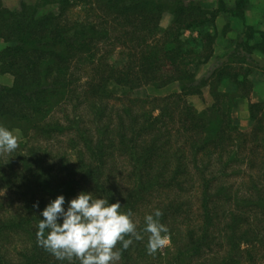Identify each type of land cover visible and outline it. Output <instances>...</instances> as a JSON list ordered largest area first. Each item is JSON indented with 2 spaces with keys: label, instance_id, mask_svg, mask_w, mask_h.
Segmentation results:
<instances>
[{
  "label": "trees",
  "instance_id": "1",
  "mask_svg": "<svg viewBox=\"0 0 264 264\" xmlns=\"http://www.w3.org/2000/svg\"><path fill=\"white\" fill-rule=\"evenodd\" d=\"M224 3L0 1V73L14 78L0 83V125L22 132L16 151L0 153V264H61L37 243L40 213L81 192L131 209L138 231L142 206L162 210L172 243L149 255L143 233L118 264H264V101L250 102L248 131L234 121L253 92L264 31L245 25L250 0ZM167 8L174 19L163 27ZM220 13L245 31L220 66L197 77L207 59L186 45V32L212 42ZM255 33L261 41L251 44ZM174 82L179 92L133 95ZM206 87L213 102L198 109L191 97Z\"/></svg>",
  "mask_w": 264,
  "mask_h": 264
},
{
  "label": "clouds",
  "instance_id": "2",
  "mask_svg": "<svg viewBox=\"0 0 264 264\" xmlns=\"http://www.w3.org/2000/svg\"><path fill=\"white\" fill-rule=\"evenodd\" d=\"M19 140L9 128L0 125V153L18 149ZM34 207L39 208V204ZM37 243L64 264H118L122 251L133 240L144 239L148 234L147 253L155 254L170 242L168 227L161 222L163 212L156 209L144 217V228L138 231L131 209L121 203H109L90 192H81L70 201L64 195L51 200L40 213ZM120 247H117V245Z\"/></svg>",
  "mask_w": 264,
  "mask_h": 264
},
{
  "label": "rangeland",
  "instance_id": "3",
  "mask_svg": "<svg viewBox=\"0 0 264 264\" xmlns=\"http://www.w3.org/2000/svg\"><path fill=\"white\" fill-rule=\"evenodd\" d=\"M2 2V5L8 8H17L20 6L21 2H27L32 3L35 0H0ZM195 2L201 3L205 9H218L220 6L221 0H194ZM227 5L233 3L235 0H223ZM260 2V1H259ZM224 3V6H225ZM254 4V3H253ZM261 9H255L252 7L250 10V13L248 15L249 18H247V21L245 22V25L252 26L256 31H264V1L261 3ZM222 13L219 14L217 17L215 24L216 26V36L214 40L211 41H205L203 39H198V32L190 33L186 32V45L188 47H196L198 52L203 54V59H207V62L204 64H197L196 67H194V71L197 75V77H200L204 74H210L214 68H216L217 64H220L221 62L225 61V57H223V60H217V57H222L226 53L234 50L236 47V44L239 42L241 34L245 31L246 26H244L243 21L235 17V22L231 18H227L226 16L221 19ZM173 16L170 13V9H165L163 16L161 18V25L163 27L169 26L173 21ZM263 21V22H262ZM261 22V23H260ZM260 24V25H259ZM214 25H205L203 27V31H207L209 29H212ZM226 29V30H224ZM197 38V39H195ZM261 41V37L259 36V33L254 34V38L250 41L251 44H255L256 42ZM211 42V43H209ZM7 43L0 38V50L5 47ZM254 57L258 64L256 67L254 65H250L253 68V73H257L258 75H262L264 77V51L263 52H256L254 54ZM114 60L117 59V57L113 58ZM222 59V58H221ZM250 75V78H251ZM13 76L10 73H0V83L2 84H11L13 81ZM254 83V82H253ZM175 92H179V84L177 82L171 83L167 86L162 87H155V86H148L142 89H138L133 91V95L135 96H145V95H151V96H165L169 95ZM123 93V92H122ZM114 96H120V93H115ZM264 97V87L259 85L257 86L255 90V84L253 85V92L251 94L250 99H242L239 102L238 109H236V112L234 111V121L244 131H248L251 126L253 125V121L250 118L249 113V104L251 101L256 102L258 99ZM191 101L195 104V107L198 109H204L211 106L213 102L211 88L206 87L202 90V93L200 95H194L191 97ZM15 135H17L18 140L22 139V132L20 130H12ZM42 149L52 147L53 151L55 152L58 148L55 145H47L44 144L41 146ZM59 152V151H58ZM57 153L54 154L56 156ZM193 197L196 199V196L193 194ZM7 199L4 197V200ZM194 199L195 204L197 205L196 200ZM154 202V201H153ZM191 202V201H190ZM192 203V202H191ZM195 206V205H194ZM150 211L149 206H142L140 209V212L138 213L137 221H141L144 219L146 215H148ZM19 239H16V242L13 243L15 247L22 248L24 245V239L21 237H18ZM19 240L22 241V243H17ZM172 243V240L170 244ZM169 244V245H170ZM12 247V246H11ZM154 255V254H153ZM156 261V260H153Z\"/></svg>",
  "mask_w": 264,
  "mask_h": 264
},
{
  "label": "crops",
  "instance_id": "4",
  "mask_svg": "<svg viewBox=\"0 0 264 264\" xmlns=\"http://www.w3.org/2000/svg\"><path fill=\"white\" fill-rule=\"evenodd\" d=\"M259 1L262 3L264 0H250L249 7H248V10H247V13H246V15H247L246 18H249L248 15L251 14L249 9H252V7L254 8V6H255V9H261V4H260ZM253 3H254V4H253ZM228 5L233 7L234 2L231 3V4H228ZM225 16H226L227 18H228V17L231 18L232 20L235 19V18L232 17L231 15H227V14H224V13L221 14L220 18L223 19ZM234 22H235V20H234ZM262 22H263V21H262ZM260 23H261V22H260ZM259 25H260V24H259ZM251 80H252V81L254 82V84H255V90H256L257 86H259V85H261V86L264 87V77H263V74L260 76V75H258V72H257V73H253V74L251 75ZM12 82H13V81H12ZM11 84H12V83H11ZM257 101H264V97L258 99ZM236 109H238V108H236ZM236 109H235V112H236Z\"/></svg>",
  "mask_w": 264,
  "mask_h": 264
}]
</instances>
